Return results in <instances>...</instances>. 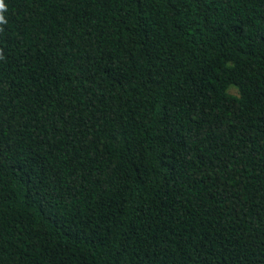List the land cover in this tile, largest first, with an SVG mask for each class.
Listing matches in <instances>:
<instances>
[{
    "label": "trees",
    "instance_id": "trees-1",
    "mask_svg": "<svg viewBox=\"0 0 264 264\" xmlns=\"http://www.w3.org/2000/svg\"><path fill=\"white\" fill-rule=\"evenodd\" d=\"M0 264H264V0H4Z\"/></svg>",
    "mask_w": 264,
    "mask_h": 264
},
{
    "label": "clouds",
    "instance_id": "clouds-1",
    "mask_svg": "<svg viewBox=\"0 0 264 264\" xmlns=\"http://www.w3.org/2000/svg\"><path fill=\"white\" fill-rule=\"evenodd\" d=\"M7 10V5L5 4L4 0H0V25L7 24L8 21L5 17V12ZM3 31V28L0 27V32ZM2 50H0V58H2Z\"/></svg>",
    "mask_w": 264,
    "mask_h": 264
}]
</instances>
